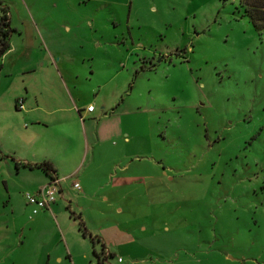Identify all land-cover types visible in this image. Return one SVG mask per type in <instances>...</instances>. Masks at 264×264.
<instances>
[{"label":"rangeland","instance_id":"1","mask_svg":"<svg viewBox=\"0 0 264 264\" xmlns=\"http://www.w3.org/2000/svg\"><path fill=\"white\" fill-rule=\"evenodd\" d=\"M0 1L9 27L54 15L48 0ZM78 2L68 17L88 54L81 96L103 101V155L67 179L61 212L28 217L22 194L40 172L0 138V264H59L64 236L109 225L133 241L109 264H264V37L239 0ZM6 88L1 78L0 127ZM71 180L86 188L81 206Z\"/></svg>","mask_w":264,"mask_h":264},{"label":"crops","instance_id":"2","mask_svg":"<svg viewBox=\"0 0 264 264\" xmlns=\"http://www.w3.org/2000/svg\"><path fill=\"white\" fill-rule=\"evenodd\" d=\"M78 3V0H48L45 5L52 10L53 17L25 16L19 27L11 24L8 49L0 56V84L3 78L6 90L13 87L10 94L7 93L11 104L2 114L0 138L8 141V153L16 158V164L21 167L30 170L24 164H50L52 178L59 181L57 198L65 194L68 178L80 177L93 165L97 154L103 155L98 152L97 144L101 136L108 132V127L105 129L100 125L101 119L106 117L103 101L99 99V110L93 106L92 111H86L90 102L81 96V81L88 78L85 74L80 75L77 63L88 54L83 47L85 43L78 36L80 31H75L81 28L82 22L68 17ZM26 40L29 42L25 43ZM11 57H15L13 61ZM114 113L112 111L111 115ZM109 128L110 135L116 132L112 125ZM109 156L112 162V151ZM38 172L42 178L38 181V188H41L50 180L40 170ZM71 183L72 180V190L82 191L76 193L77 204L81 206V199L87 194L86 188L76 190ZM56 200L44 211L54 213V216L61 212L62 207L55 203ZM65 204L70 209L69 201ZM28 209L30 212L31 207L28 206ZM93 231L77 228L76 235L68 239L64 236V247L61 252L53 253L52 260L59 264L63 261L81 264L76 257L80 255L85 261L88 255H92V250L99 248L98 243L90 242L92 237H97L105 251L113 257L115 249L133 243L116 225ZM74 249L79 255L74 254ZM44 254L49 259V252ZM117 263H122V259Z\"/></svg>","mask_w":264,"mask_h":264},{"label":"trees","instance_id":"3","mask_svg":"<svg viewBox=\"0 0 264 264\" xmlns=\"http://www.w3.org/2000/svg\"><path fill=\"white\" fill-rule=\"evenodd\" d=\"M239 7L241 8V16H244L254 30L264 37V0H239ZM0 56L8 49L9 36L12 29L9 27L8 19L5 15L4 8H0ZM28 169L40 170L45 176L51 180L53 169L49 163H37V164H24ZM81 225V222L79 223ZM92 244L98 243L99 248L97 251L92 250V256L98 262V264H108L109 258L113 255L110 252H105L104 245L99 243L97 237L90 239ZM107 260V261H106Z\"/></svg>","mask_w":264,"mask_h":264},{"label":"built area","instance_id":"4","mask_svg":"<svg viewBox=\"0 0 264 264\" xmlns=\"http://www.w3.org/2000/svg\"><path fill=\"white\" fill-rule=\"evenodd\" d=\"M21 108V104H19ZM93 106L91 104L86 106V111H92ZM71 186L74 189H79L78 182L72 181ZM59 181L56 178H52L43 187L38 188L32 192H24L22 194L25 204L31 207L30 216L36 214L41 210L48 209L49 206L56 200L58 195ZM106 252V251H105ZM107 261V260H106ZM117 262H120V257L116 258ZM88 264H98L97 261H92Z\"/></svg>","mask_w":264,"mask_h":264}]
</instances>
